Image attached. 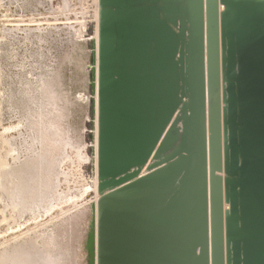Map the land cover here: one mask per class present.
I'll return each instance as SVG.
<instances>
[{
  "label": "water",
  "instance_id": "obj_1",
  "mask_svg": "<svg viewBox=\"0 0 264 264\" xmlns=\"http://www.w3.org/2000/svg\"><path fill=\"white\" fill-rule=\"evenodd\" d=\"M95 264H264V0H97Z\"/></svg>",
  "mask_w": 264,
  "mask_h": 264
},
{
  "label": "rangeland",
  "instance_id": "obj_2",
  "mask_svg": "<svg viewBox=\"0 0 264 264\" xmlns=\"http://www.w3.org/2000/svg\"><path fill=\"white\" fill-rule=\"evenodd\" d=\"M96 39L97 0H0V258L5 264L24 248L35 263L41 252L51 264H95ZM43 87L50 92L42 96ZM29 121H37L34 128ZM38 157L45 178L35 180L41 187L26 203L29 195L14 186L25 182L24 171Z\"/></svg>",
  "mask_w": 264,
  "mask_h": 264
},
{
  "label": "bare ground",
  "instance_id": "obj_3",
  "mask_svg": "<svg viewBox=\"0 0 264 264\" xmlns=\"http://www.w3.org/2000/svg\"><path fill=\"white\" fill-rule=\"evenodd\" d=\"M55 76H56V75H55ZM56 77H57V76H56ZM58 79H59V76H58ZM56 80H57V79H56ZM56 80H54V81H56ZM57 81H58V80H57ZM57 81H56V82H57ZM59 81H60V80H59ZM50 83L52 84V82H50ZM53 83H54V82H53ZM57 83H58V82H57ZM46 84H48V83L46 82ZM51 84L49 85V87L47 86L49 89H51V87H52ZM58 84H59V83H58ZM58 84L55 83V85H57V86H58ZM52 85H53V84H52ZM50 86H51V87H50ZM44 87H45V86H44ZM44 87H43L44 92L42 93V91H41L42 94L40 93L42 96H43V94H44V95H47V94H48V91L50 92V90H49L48 88H47V90H45ZM59 87H60V85H59ZM52 88H53V87H52ZM56 88H57V87L55 86L54 89L56 90ZM43 89H42V90H43ZM60 89H61V88H60ZM51 90H52V89H51ZM53 91H54V90H53ZM57 92H58V91H57ZM57 92H53V93L55 94V93H57ZM53 93L51 92V94H53ZM58 93H60V92H58ZM59 95H60V94H59ZM49 96H50V95H49ZM51 96H52V95H51ZM51 96H50V97H51ZM55 96H56V95H55ZM52 97H54V96H52ZM52 97H51V99H53V100L56 99V97H55V98H52ZM57 97L59 98L58 95H57ZM29 98H30V97H29ZM45 98H46V96H45ZM48 98H49V97H48ZM25 99H26V98H25ZM36 99H39V98H36ZM40 99H41V97H40ZM43 99H44V98H43ZM51 99H50V100H51ZM59 99H60V98H59ZM31 100H32V99H31ZM34 100H35V99H33V101H34ZM41 100H42V99H41ZM46 100H47V99H45L44 101H40V102H44V103H45ZM53 100H52V101H53ZM24 101H25V100H24ZM29 101H30V99H29ZM38 101H39V100H38ZM58 101H59V100H58ZM26 102H28V101H26ZM31 102H32V101H31ZM36 102H37V101H36ZM46 102H47V101H46ZM48 102H49V101H48ZM56 102H57V99H56ZM23 103H24V102H23ZM33 103H34V102H33ZM59 103H60V102H59ZM19 104H20V103H19ZM24 104H25V103H24ZM24 104H23V105H24ZM31 104H32V103H31ZM40 104H41V103H40ZM55 104H58V102L55 103ZM35 105H36V104L34 103V106H35ZM37 105H39V104H37ZM43 105H44V104H43ZM43 105H42V106H43ZM32 106H33V105H32ZM40 106H41V105H40ZM42 106H41V107H42ZM21 107H22V106H21ZM26 107H27V106H26ZM30 107H31V106H30ZM41 107H40V109H43V108H41ZM22 108H24V107H22ZM36 108H37V107H36ZM34 109H35V108H34ZM40 109H37V110H40ZM27 110H28V109H27ZM35 110H36V109H35ZM28 111H30V110H28ZM37 112H38V111H37ZM40 112H41V111H40ZM40 112H39V114H40ZM25 113H26V115H27V112H25ZM41 113H42V112H41ZM28 114H29V113H28ZM35 115H37V114H35ZM59 115H60V114H59ZM27 116H29V115H27ZM31 117H32V116H31ZM31 117H30V118H31ZM33 117H34V116H33ZM40 117H42V116L40 115ZM28 118H29V117H28ZM38 118H39V117H38ZM42 118H43V117H42ZM42 118H41V119H42ZM33 119L35 120V118H33ZM60 119H61V118H60ZM62 119H63V118H62ZM29 120H30V119H29ZM39 120H40V119H39ZM42 120H43V119H42ZM32 121H33V120H32ZM36 122H37V121H35L34 123H32V122L29 121V123H30V124L32 123L33 125H34ZM40 122H41V121H40ZM42 123H43V121H42ZM52 123H53V122H52ZM32 124H31L30 126H33ZM40 124H41V123H40ZM36 125H37V124H36ZM30 126H29V127H30ZM34 126H35V125H34ZM34 126H33V128H34ZM37 126H38V125H37ZM37 126H36V127H37ZM41 126H42V125H41ZM38 127L40 128V126H38ZM38 127H37V129H38ZM63 127H64V126H63ZM44 128H45V127H44ZM37 129H36V132H37ZM40 129H41V128H40ZM60 129H61V128H60ZM31 130H32V128H31ZM32 131H33V130H32ZM34 131H35V129H34ZM40 131H41V130H40ZM38 132H39V130H38ZM41 132H42V131H41ZM39 133H40V132H39ZM35 134H36V133H35ZM35 134H34V136H35ZM40 134H42V133H40ZM61 134H62V133H61ZM42 135H43V134H42ZM49 135H50V134H49ZM36 136H37V135H36ZM39 138H40V137H39ZM41 138H43V136H42ZM41 138H40V140H41ZM46 139H47V138H46ZM37 140H38V139H37ZM42 140H44V139H42ZM59 141H60V140H59ZM33 142H34V140H33ZM42 142H43V141H42ZM42 142H40V143L38 142V143H39V144H42ZM43 143H44V142H43ZM47 143H48V141H47ZM51 143H52V142H51ZM60 143H61V142H60ZM34 144H35V143H34ZM46 145H47V144H46ZM38 146H39V145H38ZM42 146H43V144H42ZM53 146H54V145H53ZM55 146H57V145H55ZM36 150H37V149H36ZM39 150L42 151V149H40V148H39ZM38 153H39V152H38ZM40 153H41V152H40ZM40 153H39V154H40ZM42 155H43V153H42ZM40 156H41V155H40ZM42 157H43L44 160L46 161V159H45L46 157H45L44 155H43ZM42 157H38V159H37L36 161H33V163L30 161V165L28 164L29 167H27V170L24 171L25 173L22 171V169H21V167H20V170H21L24 174L27 173L26 175H28V176H27V177L24 176V177L26 178L25 180H24V178L22 177V178H23L22 180H24L25 182H22V183H21V181H20V183H16V184L14 183V184H15L14 188L16 187L18 193H19V190H20V192L23 191L24 194L27 193V194L29 195V198L26 199V203H28V202H29V199L32 198L31 195L34 194L33 192H34V191H37V190L41 187V186L39 185V183H37V182H39V181L35 182V180H36V179H37V180H38V179L41 180V179L45 178V177H44L45 174H44V172H43V171H44V170H43L44 161H43V158H42ZM28 163H29V162H28ZM31 163H32V164H31ZM25 167H26V166H25ZM22 168H23V167H22ZM46 168H47V167H46ZM46 168H45V169H46ZM25 169H26V168H25ZM15 170H17V169H15ZM15 170H14V171H15ZM42 170H43V171H42ZM18 171H19V170H18ZM18 171H17V172H18ZM47 171H48V170H47ZM11 172H12V171H11ZM15 172H16V171H15ZM33 172H34V173H33ZM23 173H22V175H24ZM45 173H46V172H45ZM13 174H14V172H13ZM13 174H12V175H13ZM4 175H8V176H9L10 173H9V174L6 173V174H4ZM19 175H21V173H19ZM8 176H7V177H8ZM14 176H16V175L14 174ZM47 176H48V174H47ZM2 177H4V176H2ZM7 177H6V178H7ZM12 177H13V176H12ZM18 177H19V176H18ZM14 178H15V177H14ZM10 179H11V175H10ZM19 179H20V178H17V179H15V180H19ZM4 180H6V179H4ZM4 180H3V181H4ZM12 180H13V178H12ZM43 180H44V179H43ZM45 180H46V179H45ZM41 181H42V180H41ZM41 181H40V182H41ZM4 182H5V181H4ZM14 182H15V181H14ZM16 182H17V181H16ZM18 182H19V181H18ZM9 183H10V181H9ZM36 183H37V184H36ZM41 183H42V182H41ZM11 184H13V183H11ZM42 184H43V183H42ZM44 184H45V183H44ZM3 186H4V185H3ZM4 187H5V186H4ZM10 187H11V185H10ZM2 188H3V187H2ZM6 188L8 189L9 187H6ZM6 188H4V189H6ZM14 188H12V189H14ZM18 188H19V190H18ZM4 189H3V190H4ZM7 189H6V190H7ZM12 189H11L10 191H12ZM3 190H2V191H3ZM41 190H42V189H41ZM13 191H14V190H13ZM15 192H16V190H15ZM38 192H39V191H38ZM7 193H8V192H7ZM18 193H17V194H18ZM11 194H12V193H11ZM13 194H14V192H13ZM15 194H16V193H15ZM20 194H21V193H20ZM24 194H23V196H25ZM5 195H6V194H5ZM28 195H27V196H28ZM35 195H36V194H35ZM38 195H39V194H38ZM6 196H7V195H6ZM14 196H15V195H14ZM33 196H34V195H33ZM12 197H13V196H12ZM20 197H21V196H20ZM34 197H35V196H34ZM34 197H33V199H34ZM22 199H23V198H22ZM19 200H21V199H19ZM24 200H25V199H24ZM15 202H18V197H17V199H16ZM24 202H25V201H24ZM19 203H20V202H19ZM21 203H22V202H21ZM23 204H24V203H23ZM31 204H32V203H31ZM18 205H19V204H18ZM21 206H22V205H21ZM52 244H53V243H52ZM53 248H54V247H53ZM55 248H56V247H55ZM30 249H31V248H30ZM19 250H20V249H19ZM26 250H29V249H26ZM26 250H25V248H24L23 251H22V250L19 251V252L16 251L17 253L14 252V254L16 253V255H14V256L11 255L12 257H9L11 260H10V259H9L10 261L7 260L8 262H10L9 264H51V262H52V261H51V258H50L49 255H47V253L43 255V254H41V252H39L40 254L36 255V256L39 257V258H38L39 260L37 261V263H35V262L31 259V257H32L31 255H34V254H30V253H29V254H30V256H29V254H28V255L26 254V252H27ZM25 251H26V252H25ZM30 251H31V250H30ZM40 251H41V249H40ZM28 252H29V251H28ZM33 252H34V250H33ZM42 252H43V251H42ZM45 252H46V250H45ZM34 253H35V252H34ZM43 253H44V252H43ZM53 256H54V255H53ZM5 257L7 258V256H5ZM58 257H59V256H58ZM0 259H1V262H2V258H0ZM7 259H8V258H7ZM4 260L6 261L5 258H4ZM4 260H3V261H4ZM60 262H61V261H60ZM3 263H4V262H2V264H3ZM5 263H6V262H5ZM5 263H4V264H5ZM54 264H56V263H54Z\"/></svg>",
  "mask_w": 264,
  "mask_h": 264
}]
</instances>
